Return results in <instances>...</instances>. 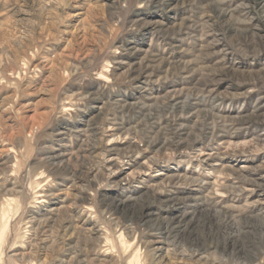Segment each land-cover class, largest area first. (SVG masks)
<instances>
[{
	"label": "rangeland",
	"instance_id": "obj_1",
	"mask_svg": "<svg viewBox=\"0 0 264 264\" xmlns=\"http://www.w3.org/2000/svg\"><path fill=\"white\" fill-rule=\"evenodd\" d=\"M0 264H264V0H0Z\"/></svg>",
	"mask_w": 264,
	"mask_h": 264
},
{
	"label": "bare ground",
	"instance_id": "obj_2",
	"mask_svg": "<svg viewBox=\"0 0 264 264\" xmlns=\"http://www.w3.org/2000/svg\"><path fill=\"white\" fill-rule=\"evenodd\" d=\"M139 252V251H138Z\"/></svg>",
	"mask_w": 264,
	"mask_h": 264
}]
</instances>
